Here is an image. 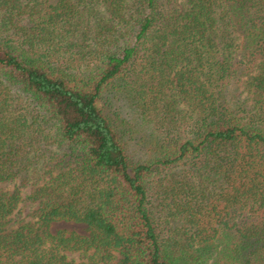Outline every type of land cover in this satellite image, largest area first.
Returning a JSON list of instances; mask_svg holds the SVG:
<instances>
[{"label": "trees", "instance_id": "trees-1", "mask_svg": "<svg viewBox=\"0 0 264 264\" xmlns=\"http://www.w3.org/2000/svg\"><path fill=\"white\" fill-rule=\"evenodd\" d=\"M0 186V264H264V0H0Z\"/></svg>", "mask_w": 264, "mask_h": 264}, {"label": "rangeland", "instance_id": "rangeland-1", "mask_svg": "<svg viewBox=\"0 0 264 264\" xmlns=\"http://www.w3.org/2000/svg\"><path fill=\"white\" fill-rule=\"evenodd\" d=\"M2 189V187L0 186V190ZM54 231L56 230H65L67 232H78V233H81V234H84L86 233L85 231V228L81 225H76V224H73V223H56L54 224L53 228H52Z\"/></svg>", "mask_w": 264, "mask_h": 264}]
</instances>
